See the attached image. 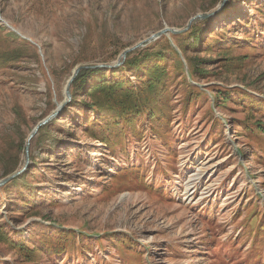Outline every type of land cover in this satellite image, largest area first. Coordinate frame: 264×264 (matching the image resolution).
<instances>
[{
	"label": "rangeland",
	"instance_id": "obj_1",
	"mask_svg": "<svg viewBox=\"0 0 264 264\" xmlns=\"http://www.w3.org/2000/svg\"><path fill=\"white\" fill-rule=\"evenodd\" d=\"M221 1L0 0V52L10 31L29 44L0 64V181L28 159L0 186V264H264V0H227L198 43L167 33L128 51L166 55L155 91L142 71L107 74L144 91L134 119L83 107L87 89L72 104V80L27 145L76 67L116 69Z\"/></svg>",
	"mask_w": 264,
	"mask_h": 264
},
{
	"label": "trees",
	"instance_id": "obj_2",
	"mask_svg": "<svg viewBox=\"0 0 264 264\" xmlns=\"http://www.w3.org/2000/svg\"><path fill=\"white\" fill-rule=\"evenodd\" d=\"M211 21V16L206 17L203 21H196L191 27L185 31V33L175 34L174 37L179 39L184 34H190L193 37V43H198L201 40V37L204 33V30L200 27L201 24ZM4 28L0 26V32ZM6 39L11 38L15 40L14 43L16 45H12L8 50L0 52V64H6L9 62H15L17 59L24 57V51L29 48V44L19 36L15 35L13 32H7L5 35ZM163 39H166L162 37ZM16 39H19L17 41ZM149 46V45H148ZM151 47V46H150ZM169 48V47H168ZM170 54H172V50L169 48ZM163 56V57H162ZM166 58L164 51L161 49L156 51L154 49L145 50L136 49L130 53L126 54V57L123 61L122 66H119L116 69L110 68H82L74 77L72 84L74 85V90L72 92L71 103L77 102V96L79 94L75 93L83 89H87V94L90 96V101H80L83 107L86 105L88 108L99 112V116L104 108H108L110 112L114 113V118L119 119L115 124H120L124 121L128 122L134 119L135 116L143 110V107L146 104V98L142 96L144 95V91L140 88H133L130 85L123 86L122 81H112L107 80L106 76L108 73H111L113 77L120 74L121 72L128 71L133 69L136 73H140L142 71V75L145 76V90L155 91L158 90L160 83L164 78V67L161 65L162 61ZM188 65L191 63V59H187ZM193 73H201V68L199 66L193 67ZM185 82L187 83L186 79ZM188 84V83H187ZM189 95L193 94L190 85H187ZM197 89V88H196ZM101 94V96L98 95ZM228 97L226 93H223L220 98L223 99ZM253 104L257 105L253 102ZM81 107V108H83ZM151 115H153L151 113ZM49 121L45 125L41 126V128H46L49 126ZM262 126V123H259ZM101 142L107 143V138L102 137ZM14 169H4V174L13 173ZM26 170H24L19 175H16L9 181H7L8 185H15L17 181L23 178L26 174ZM6 184V183H5ZM7 233L4 232L3 227L0 225V242H8ZM68 234H65V236ZM123 240V239H122ZM22 250H30L29 247L24 243H17L14 245ZM63 251V250H62ZM62 251H59L61 253ZM58 253V254H59Z\"/></svg>",
	"mask_w": 264,
	"mask_h": 264
},
{
	"label": "water",
	"instance_id": "obj_3",
	"mask_svg": "<svg viewBox=\"0 0 264 264\" xmlns=\"http://www.w3.org/2000/svg\"><path fill=\"white\" fill-rule=\"evenodd\" d=\"M227 2V0H222L218 5L217 7L215 8L214 11H211V12H207V13H197L195 14L193 17H191L188 21V25L190 24V22L192 20H195V19H203V18H206V17H209L213 14H215L216 12L220 11L221 8L225 5V3ZM187 25V27H188ZM187 27L185 29H187ZM185 29H181V30H176V29H173V28H168V27H164L162 29H160L159 31L151 34L150 36H148L147 38L141 40L140 42H138L136 45L130 47V48H127V49H124L122 51V53L120 54V57L119 58H124L125 57V54L138 47V46H141L143 45L144 43H147V42H150L152 40H155L159 37H161L162 35H165L167 33H170V34H178L182 31H184ZM120 61H117V64H119ZM92 67H112V65H108V64H98V65H86V66H78L75 68L74 72H73V75L70 77V79L68 80L67 82V85H66V90H65V98H66V101H63L62 103L58 104L57 105V108L55 109L54 112H52L51 114H49L48 116H46L43 120H41L39 123H37L34 128L32 129V131L29 133L28 135V142H27V145L29 144V141L31 140V138L34 137V135L38 132L39 128L43 125H45L46 123H48L53 117H55L58 113H60V111L62 110V108L64 107L65 104H67V102L70 100V94H69V85H70V82L74 79V77L76 76V74L79 72L80 69L82 68H92ZM28 164V159L26 157V161L23 165V167L12 173L11 175H9L8 177L2 179L0 181V186H2L4 183H6L8 180L12 179L13 177H15L16 175L20 174L21 172H23L26 168Z\"/></svg>",
	"mask_w": 264,
	"mask_h": 264
},
{
	"label": "bare ground",
	"instance_id": "obj_4",
	"mask_svg": "<svg viewBox=\"0 0 264 264\" xmlns=\"http://www.w3.org/2000/svg\"><path fill=\"white\" fill-rule=\"evenodd\" d=\"M163 57V56H162ZM29 192V191H28Z\"/></svg>",
	"mask_w": 264,
	"mask_h": 264
}]
</instances>
